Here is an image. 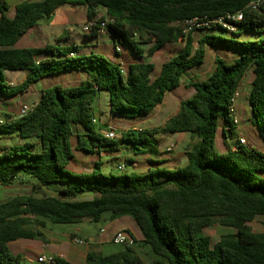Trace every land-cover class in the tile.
<instances>
[{
	"label": "trees",
	"instance_id": "trees-1",
	"mask_svg": "<svg viewBox=\"0 0 264 264\" xmlns=\"http://www.w3.org/2000/svg\"><path fill=\"white\" fill-rule=\"evenodd\" d=\"M252 1L26 0L16 5L10 16V6L0 0V97L23 95L51 75L91 72L79 86L43 90L41 99L25 116L0 115V134L38 141L6 148L0 137V185L11 184L19 174L33 177L41 187L65 185L60 197L16 196L0 204V264H21L22 256L14 255L9 244L45 240L47 221L60 225L85 219L99 222L107 212L134 221L138 233L127 232L136 244L150 248L156 257L153 264H264V232L250 225L258 217L264 218V178L260 176L264 173V151L240 144L225 152L216 147L220 122L224 136L227 131L235 133L231 99L250 70L248 120L264 139V40L235 41L215 34L185 36L178 26L194 17L237 13ZM64 5L86 8L87 20L99 24L104 17L98 16L104 10L114 41L127 43L138 57L145 52L152 56L167 45L178 46L173 49L176 55L152 78L153 63H135L124 71L120 64L98 54L80 56L78 47L15 48L30 30L50 23L54 11ZM236 25L235 32L220 26L210 30L233 35L264 32V15L245 12L244 20ZM136 33L147 40H136ZM99 34L95 30L87 36ZM143 43L153 46L145 51L140 47ZM207 46H233L242 55L231 64L216 58L206 80L188 83L185 87L195 93L180 103L173 117L154 129L130 130L122 135L138 147L152 142L156 135L189 133L197 142L185 152L186 165L119 175L102 173L100 163H95L91 172L67 170L75 156L74 138L75 149L88 153L117 147L93 123L94 103L100 92H108L112 114L126 118L151 115L168 93L181 86L184 74L204 63ZM71 51L77 56L70 57ZM45 54L51 57L39 59ZM8 71H25L26 78L12 85L7 80ZM215 225L234 233L212 244L204 230ZM133 247L108 256L90 252L85 264H145ZM51 263L73 264L59 257H53Z\"/></svg>",
	"mask_w": 264,
	"mask_h": 264
},
{
	"label": "rangeland",
	"instance_id": "rangeland-1",
	"mask_svg": "<svg viewBox=\"0 0 264 264\" xmlns=\"http://www.w3.org/2000/svg\"><path fill=\"white\" fill-rule=\"evenodd\" d=\"M9 5L15 3H22L26 0H5ZM10 16H13L14 11H10ZM99 18L104 17L103 22L107 24L110 22V19L105 14V11L100 12ZM103 13V14H102ZM81 11H79L74 18L73 23L66 28L59 29L58 33L61 37L60 40L51 37L49 42H44L43 39L37 34L36 36L31 35L34 33V29L30 30L24 37H22L15 45V48H40L46 45H59L62 47H74L76 45L79 50V55H90L98 54L107 58L110 62L114 64H120L125 71H128L130 65L135 63H153L155 69L152 74V78H156L160 75L162 65L164 62L168 61L170 58L176 55L178 46L167 45L156 51L152 56H148L146 52L142 57H138L134 54L130 46L125 42H114L112 38L111 31L107 29L106 32L99 34L95 37H90L84 34L83 26H80L86 18H81ZM73 16V17H74ZM101 20V19H100ZM101 22V21H99ZM85 23V24H86ZM70 30L72 34L69 35ZM201 34H215L222 35L230 40L235 41H258L264 40V32H243L241 34L233 35L230 33H225L223 31H214V30H203L194 33V36ZM135 39L141 42H145L147 37L136 33ZM50 43V44H48ZM153 46L152 43H143L140 45L142 49L148 51ZM179 49L181 46L179 45ZM242 55L241 51L233 46H207L206 47V58L202 65L197 68L187 72L182 77L181 86L175 89L174 91L168 93L163 104L158 107L151 115L148 116H138L135 118H126L120 115L112 114L109 109V94L108 92H100L95 101V108L99 109V117L95 116L97 120L95 124L96 128L101 131L104 124H109L113 129H115L119 134H125L129 130H133L139 127H152L164 123L171 117H173L176 111L179 108V105L182 101L188 100L193 97L195 91L193 89L185 87L191 81H201L206 80L209 74L214 69L215 59L220 58L227 62L228 64L233 63ZM51 54H45L39 57V59L50 58ZM25 71H8L6 73L7 80L12 85H18L22 82V77L25 78ZM91 72L88 71H72V72H63L55 75L48 76L36 83H34L29 90L23 95L15 97H0V115L8 114L13 117L21 115V109L24 105L32 107L37 101L41 99V92L56 86L71 87L79 86L85 82ZM253 80L252 71H248L245 79L242 82L240 88V102L244 104V111L242 112L241 108L237 104V113L240 119V124L246 126L248 124L247 114L249 112L247 101V94L249 92L251 82ZM99 103V105H98ZM222 122H220L219 129L216 137V147L219 151L225 152L229 149H233L239 146V137L237 133L231 134L230 131L226 132L224 136L222 132ZM132 128V129H131ZM191 134L189 133H180L174 135H166L167 138H171L175 142L174 154L182 153V156L177 159L178 165L184 166L187 163V157L185 155V147L191 143ZM3 138L2 145L3 147H11L13 145L21 144L23 142H38L37 140H22L17 135H2ZM196 140V139H194ZM76 138L72 140L73 143V152L74 159L67 166V170L70 172L80 174L83 172L92 171L95 167V163L101 164L102 173L119 175L123 174L118 171V166H124L127 172H146L152 167H156L157 164L149 163L147 160V155L142 154L135 148L134 144L128 142L118 136L113 142L117 144L116 148H111L110 146L104 147L101 152H86L84 150H76ZM38 145V143H35ZM254 145L257 149L264 151V139L260 137L259 132L254 131V135L251 137L249 145ZM230 147V148H229ZM249 148V147H247ZM132 154L135 156V159L138 160L137 167H134L130 161L127 159V155ZM172 153H167L165 156L167 159H171ZM169 168V164L161 165V167ZM264 178V173L260 174ZM65 185L61 183H53L47 186H38L37 180L33 177L25 174H19L11 184L2 186L0 185V204L6 203L16 196H33L36 198L41 197H60L59 191L64 188ZM111 212L104 213L99 222H93L89 219H85L78 224H53L47 221L46 230H45V240L35 239L30 240H20L12 242L9 244V247L14 255H21L22 261L21 264H49V263H39V256L43 254L44 248L42 244L50 241L51 244L54 242L63 243L62 250L70 253H77L84 255L82 260L86 262V256L88 253H102L104 256H108L114 253L125 251L126 247L107 244V242H97L94 245L90 244L88 239L92 236L99 235L101 228L106 229V237H109L108 232L109 227H113V224H110ZM252 228L255 231L264 232V218L258 217L253 223H250ZM204 233L211 238L212 244H215L222 236L227 234L234 233L233 229L222 227L220 225H215L204 230ZM109 235V236H108ZM71 236V237H70ZM74 237L85 240V245H76L73 242ZM137 239H140L137 237ZM28 246H31V249H28ZM55 249V248H52ZM135 255L141 258L145 264H153L156 260L155 255L152 253L149 247L144 246L142 243L135 244L133 247ZM49 251V250H48ZM31 260V261H30ZM81 262H77L80 264ZM85 264V263H84Z\"/></svg>",
	"mask_w": 264,
	"mask_h": 264
},
{
	"label": "crops",
	"instance_id": "crops-1",
	"mask_svg": "<svg viewBox=\"0 0 264 264\" xmlns=\"http://www.w3.org/2000/svg\"><path fill=\"white\" fill-rule=\"evenodd\" d=\"M18 4L19 3H15L13 5L8 4L10 6V9H11L10 11H12V9ZM79 11H81V13H82L81 18L82 19L86 18L87 11H86V8H84V7L78 8V7H73L70 5L61 6V7L57 8L54 11V13L52 14V20L50 23H41L37 28L34 29L35 32L32 33L31 35L36 36L38 34L40 36V38L44 40V42H49V39L51 37H55V39L60 40L62 36H60L58 33L59 29L69 27L74 21V18H75L74 15H76ZM102 11H104V10H102ZM86 21H88L87 18H86ZM80 22H82V23H80V24H82L80 26H83L86 23L83 20H80ZM105 30L103 32H100V34L106 32ZM70 34H72V30H70V33L68 36H70ZM48 44H50V43H48ZM56 47L62 48V46H59V45H56ZM74 47H77V46L74 45ZM64 48H66V47H64ZM67 48H69V47H67ZM71 52H74V51H71ZM22 78L23 79L21 82H23L25 80L26 73H25V78H24V76ZM246 103L248 104V101H246ZM98 105H99V103H98ZM238 107L241 108L242 112L244 111V104L240 102V99L238 100ZM247 108H249V106ZM94 109L96 111L95 116H98L99 121H100V117L98 115L100 111H99V109L97 111V109L95 108V104H94ZM249 117H250V109H249V112L247 114L248 124L246 126H242L241 124H239V126L235 129V133H237L238 137H240L241 135L246 137L250 143L251 137L254 135V131L257 132V130L249 122V120H248ZM158 126L159 125L152 126V127H139V128L154 129ZM109 127H111L109 124L108 125L104 124L103 129H101L100 132L104 135V137H105V134L108 131ZM260 137L262 138L261 135H260ZM194 139L195 138H193L191 136V143H189L185 147V152L189 149V147L192 144L197 142V140H194ZM171 145L175 146V142L172 141L171 138H167L166 135L160 134V135H156L152 142L143 143V144H141L135 148L138 149V151L140 153L147 155V160L149 161V163L157 164L156 167H152V168L148 169L147 171L152 170V169H156V168H165L164 166L161 167L162 164L163 165L169 164L170 167L168 169H177V168L181 167L180 165H178L179 163H178L177 159L182 156V153L174 154L173 153L174 150H173V152L171 154V159H167L165 155L168 152L166 150ZM250 146H254V145L250 144ZM102 149H100V150L96 149V151L101 152ZM127 159L130 161V163L134 167H137L138 160L135 159L134 155L128 154ZM118 167H120V166H118ZM89 172H91V171H89ZM146 172H139V173H146ZM109 220H110V224L114 225V228L109 227V229H108L110 236L108 235L109 237H106V238H105L106 235L104 236V238H101L100 235L92 236L88 239L90 244L94 245L97 242L99 243V242H104V241L107 242V244H109V243H111V239H112L113 235L120 230H126V231H130L132 233H138L137 227H136L134 221L130 217H113V215H111ZM42 246L44 248V252L39 257H43V256H45L47 258L59 257V258H62L66 261H69L73 264H77V262H81L80 264H82V260L84 258V255L77 254V253H70L69 251H67V252L63 251L62 250V248L64 247L63 243L54 242V244H51L50 241H47L46 243L42 244ZM52 248H55V249H52ZM28 249H31V246H28ZM84 263L85 262H83V264ZM50 264H54V263H50Z\"/></svg>",
	"mask_w": 264,
	"mask_h": 264
},
{
	"label": "built area",
	"instance_id": "built-area-1",
	"mask_svg": "<svg viewBox=\"0 0 264 264\" xmlns=\"http://www.w3.org/2000/svg\"><path fill=\"white\" fill-rule=\"evenodd\" d=\"M245 12H251V13L257 12V13L264 15V0H253L252 2L247 4L242 10H240L237 13L227 12L216 18H210L208 16L194 17L192 19L185 20L179 23L178 26L180 27L182 33L185 36H189L198 31L210 30L214 26H220L224 28L225 30H227L228 32H235L238 30V26L236 24L241 23L244 20ZM107 25L108 24L106 22H101L99 24L97 20L88 21L83 26V32L85 35H90L95 30L99 32H103L106 29ZM69 56L76 57L77 54L75 52H70ZM239 99H240V93L236 92L231 99V105H230V114L233 118L236 128L240 124V119L237 113V104H238ZM34 106L29 107L27 105H24L21 109L20 117L25 116L28 113H30L34 109ZM96 122L97 120L94 119L93 123H96ZM133 130L142 131V128H135ZM122 135L123 134H119L115 129L109 127L108 131L105 134V138L109 140H115L118 136H122ZM239 144L246 146V147L250 146L248 139L242 135L239 137ZM174 147H175L174 145H171L167 148L166 151L168 153H172L174 150ZM117 169L121 173L127 172L124 166H120ZM105 234H106V230L103 228L100 229L99 231L100 237L104 238ZM73 242L76 245L86 244L85 240L76 238V237H74ZM111 243L115 245L124 246V247H132V246H135L136 244L134 238L126 230H120L116 232L111 239ZM38 261L39 263H49L50 264L52 262V258H47L43 256V257H40Z\"/></svg>",
	"mask_w": 264,
	"mask_h": 264
},
{
	"label": "water",
	"instance_id": "water-1",
	"mask_svg": "<svg viewBox=\"0 0 264 264\" xmlns=\"http://www.w3.org/2000/svg\"><path fill=\"white\" fill-rule=\"evenodd\" d=\"M2 115H4V114H2Z\"/></svg>",
	"mask_w": 264,
	"mask_h": 264
}]
</instances>
